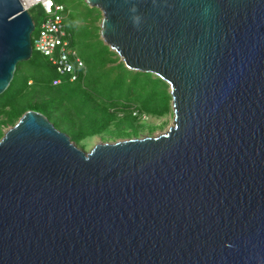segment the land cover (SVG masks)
Returning a JSON list of instances; mask_svg holds the SVG:
<instances>
[{"label": "water", "instance_id": "95a60500", "mask_svg": "<svg viewBox=\"0 0 264 264\" xmlns=\"http://www.w3.org/2000/svg\"><path fill=\"white\" fill-rule=\"evenodd\" d=\"M83 2L172 121L84 151L23 112L0 137V264H264V0ZM34 28L0 0V94Z\"/></svg>", "mask_w": 264, "mask_h": 264}, {"label": "rangeland", "instance_id": "374dc122", "mask_svg": "<svg viewBox=\"0 0 264 264\" xmlns=\"http://www.w3.org/2000/svg\"><path fill=\"white\" fill-rule=\"evenodd\" d=\"M56 1L67 8L64 14L66 31L89 68L83 82L65 81L53 87L49 82L55 72L48 69V61L39 56L36 69L40 71V78L47 80L36 94L40 113L84 151H89L100 141L153 136L165 130L172 121L171 107L164 112L168 87L151 73L127 70L117 65L119 60L116 64L109 62L111 50L100 38L101 16L97 8L88 6L83 0H74L76 5L72 0ZM29 12L35 24L34 36L38 32L41 14L38 7ZM33 54L38 53L33 50ZM20 63L24 71L35 62ZM18 79L20 83L22 78ZM4 92L0 97L7 99L8 92ZM10 126H0V137Z\"/></svg>", "mask_w": 264, "mask_h": 264}, {"label": "built area", "instance_id": "2783aa9c", "mask_svg": "<svg viewBox=\"0 0 264 264\" xmlns=\"http://www.w3.org/2000/svg\"><path fill=\"white\" fill-rule=\"evenodd\" d=\"M20 2L28 12L33 7L39 8L41 18L38 22V32L31 37L32 50L45 57L53 67L56 77L51 80V84L59 85L62 77H67L69 82L79 80V77L84 75L85 67L82 58L71 43V35L65 28V5L55 0H20Z\"/></svg>", "mask_w": 264, "mask_h": 264}, {"label": "trees", "instance_id": "16d2710c", "mask_svg": "<svg viewBox=\"0 0 264 264\" xmlns=\"http://www.w3.org/2000/svg\"><path fill=\"white\" fill-rule=\"evenodd\" d=\"M56 2H58V1H56ZM66 11H67V8H66ZM66 11H65V13H66ZM98 14H99V12H98ZM94 20L92 21V23H94ZM70 39H71V43L75 47V45L73 43L74 41L72 39V36L70 37ZM75 49H76V47H75ZM109 53H110L109 62L112 64L113 63L115 64L119 60L118 57L115 56V53L113 51H109ZM78 54H79V52H78ZM39 56H41L39 53L37 55H34L33 51H32V55H31L30 59L28 60V62L34 61L35 63H33L28 69H26L24 71H22V69L20 68L21 63L17 64L15 72H14V76H13L10 84L8 85V87L6 88V90L4 92V93L8 92L9 97L7 99H5V98L2 99L0 97V126L6 125V124L11 125V126L14 125L15 122L18 120V118L26 110L30 109V110H35L37 112L39 111L40 106L38 105L39 102L36 101L38 99V95H36V94L40 93L42 87L45 85V82H47V80L40 78V75L38 73L40 71H38L36 69L37 68V62H38L37 59ZM79 56L81 57L80 54H79ZM113 56H115V58H113ZM82 60L84 62V67H85L84 75H87L86 71H87V68H89V65H87L84 58H82ZM46 65H47L48 69H52L54 71V69L51 65H49L48 63ZM117 65L125 68L123 66L122 62H120V61H118ZM125 69H127V68H125ZM84 75L79 77V82L80 81L82 82V80H81L82 77L85 78ZM18 77L22 78L20 83H19ZM54 77H56V73H55V76H53L51 78V80ZM51 80L49 82V85L53 86L51 84ZM65 81L70 83L67 80V77H62V81L59 85H62ZM161 82L166 86V84L162 80H161ZM59 85H57V86H59ZM25 95L27 96V98L22 99L21 97H24ZM169 100H170V95L166 91V100H165L164 112H166L170 106Z\"/></svg>", "mask_w": 264, "mask_h": 264}, {"label": "flooded vegetation", "instance_id": "af4514ba", "mask_svg": "<svg viewBox=\"0 0 264 264\" xmlns=\"http://www.w3.org/2000/svg\"><path fill=\"white\" fill-rule=\"evenodd\" d=\"M73 1V3H74V5H76L77 3L74 1V0H72ZM77 7H79V6H77ZM79 12H81V11H79Z\"/></svg>", "mask_w": 264, "mask_h": 264}, {"label": "crops", "instance_id": "0c3cea01", "mask_svg": "<svg viewBox=\"0 0 264 264\" xmlns=\"http://www.w3.org/2000/svg\"><path fill=\"white\" fill-rule=\"evenodd\" d=\"M115 64H116V63H115ZM81 80H82V82H83V80H84V77H82V78H81ZM80 82H81V81H80ZM70 83H72V82H70Z\"/></svg>", "mask_w": 264, "mask_h": 264}, {"label": "bare ground", "instance_id": "6f19581e", "mask_svg": "<svg viewBox=\"0 0 264 264\" xmlns=\"http://www.w3.org/2000/svg\"><path fill=\"white\" fill-rule=\"evenodd\" d=\"M162 131H158L156 134H159V133H161Z\"/></svg>", "mask_w": 264, "mask_h": 264}]
</instances>
